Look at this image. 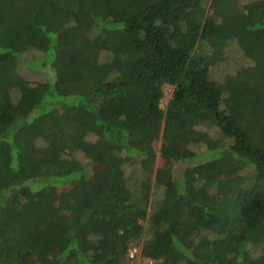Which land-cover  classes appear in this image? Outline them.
Returning a JSON list of instances; mask_svg holds the SVG:
<instances>
[{
    "label": "trees",
    "instance_id": "16d2710c",
    "mask_svg": "<svg viewBox=\"0 0 264 264\" xmlns=\"http://www.w3.org/2000/svg\"><path fill=\"white\" fill-rule=\"evenodd\" d=\"M230 44L253 94L212 74ZM132 244L264 264V0H0V264H131Z\"/></svg>",
    "mask_w": 264,
    "mask_h": 264
},
{
    "label": "rangeland",
    "instance_id": "374dc122",
    "mask_svg": "<svg viewBox=\"0 0 264 264\" xmlns=\"http://www.w3.org/2000/svg\"><path fill=\"white\" fill-rule=\"evenodd\" d=\"M253 0H241V4L242 6L246 5L247 3L251 2ZM61 39H65V36H61ZM67 38V37H66ZM72 44H70V46L72 48H74V44L71 41ZM200 46H202V44H200ZM204 48V50L211 52L210 47L205 44L202 46ZM64 52H68L67 50H64ZM30 53H32L35 57L37 58H41L45 53L43 52H38V51H30ZM224 59L223 62L214 66L212 68V74L217 77L218 79H220L221 81H223L227 86L231 87V91L232 89L235 90V93L238 95V93H243V94H253L254 91H252L250 88H248L247 86L245 88H241V87H234L232 86V83H236V79H234L232 76V74H235L238 70H240L242 68V64L243 62L247 65H249V61H246L244 58V55H242V52L240 50H238L237 46L235 44H230L228 46L227 49H225L224 51ZM45 58V56H44ZM50 66V67H49ZM48 68L51 70H47L46 69V73H40L38 75H34V74H29L28 77L33 80V81H44L46 80V78H48L49 76L48 74L52 75L50 77V81L55 82L56 81V72L53 68V66L51 65V62L49 64ZM47 67V66H46ZM33 73V72H31ZM48 76V77H47ZM239 90V91H238ZM173 91V86L170 84H166L164 86V97L162 99L161 102V106L164 107L168 101V99L171 97ZM197 140V139H195ZM155 146L157 148H159V143L155 142ZM159 165H161L162 160L159 159L158 161ZM241 175H245V173H242Z\"/></svg>",
    "mask_w": 264,
    "mask_h": 264
},
{
    "label": "built area",
    "instance_id": "2783aa9c",
    "mask_svg": "<svg viewBox=\"0 0 264 264\" xmlns=\"http://www.w3.org/2000/svg\"><path fill=\"white\" fill-rule=\"evenodd\" d=\"M128 257L131 264H156L153 260L144 259L141 256V247L139 244H132L130 246Z\"/></svg>",
    "mask_w": 264,
    "mask_h": 264
}]
</instances>
